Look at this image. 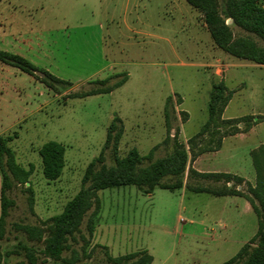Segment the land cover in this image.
<instances>
[{
	"label": "rangeland",
	"instance_id": "1",
	"mask_svg": "<svg viewBox=\"0 0 264 264\" xmlns=\"http://www.w3.org/2000/svg\"><path fill=\"white\" fill-rule=\"evenodd\" d=\"M218 1L222 9L224 0ZM230 28L234 37L262 44L240 27ZM0 51L34 69L29 73L0 61V135L12 138L8 146L16 161L31 168L28 182L9 192L14 205L0 252L17 253L6 264H29L19 244L33 252L36 264H114L110 257L144 249L153 258L150 264H221L242 240L255 235L256 215L244 212L241 198L185 188L145 194L133 185L98 192L101 205L93 233L86 228L91 208L80 232L68 240L62 263L45 258L41 243L18 227L41 225L61 212L78 191L86 165L100 153L114 116L123 123L119 157L131 148L144 155L153 146V158L163 157L172 150L171 140L163 142V107L171 96L169 135L190 151L189 138L205 122L209 92L220 80L232 91L223 116L253 115L261 121L205 153L199 167L254 182L250 152L264 144V65L219 49L185 0H0ZM112 76L127 78L108 93L69 95ZM232 129L211 128L195 149L209 140L215 146L218 136ZM49 140L64 147L62 173L54 181L43 177L38 154ZM106 162H113L110 152ZM184 180L197 186L220 184L189 179L187 172Z\"/></svg>",
	"mask_w": 264,
	"mask_h": 264
},
{
	"label": "trees",
	"instance_id": "2",
	"mask_svg": "<svg viewBox=\"0 0 264 264\" xmlns=\"http://www.w3.org/2000/svg\"><path fill=\"white\" fill-rule=\"evenodd\" d=\"M185 1L198 11L213 43L219 49L236 58L264 65V0H224L222 9L218 0ZM228 19L231 20L230 23H227ZM231 25L254 34L262 44H258L247 36L234 37ZM0 61L17 66L29 73L34 71L22 58L1 51ZM113 78L114 76L96 80L88 89L69 95L85 97L108 93L122 85L127 77L122 76L117 80ZM231 96L232 91L227 89L222 80L212 85L207 103V118L199 131L189 138L190 151H187L176 137L171 138L169 135L172 97L168 96L163 107L167 132L163 142L171 140L172 150L160 158H153V151L157 146H153L144 155L135 148H131L124 156L119 157L117 146L123 133V123L119 117L114 116L107 127L105 142L100 153L86 165L78 191L64 204L61 212L43 221L41 225L21 224L18 227L29 239L41 243V253L45 258L54 263H62L65 261L62 253L70 247L68 240L74 239L75 233L80 232L83 218L91 208L86 228L89 235L93 233L101 205L98 195L101 190L133 185L145 194L151 193L155 188L169 191L185 188L216 196L236 195L249 202L257 218V231L232 257L221 264H264V144H260L250 152L255 171L253 184L232 173L197 172L187 167L188 161L199 154L219 149L223 137L247 132L261 121L253 115L222 118V113ZM218 125L233 127V129L219 135L215 146H210L213 142L209 140V145L195 149L203 136ZM11 139L10 136L0 135V241L5 235L9 209L14 205L9 192L14 186L27 183L31 174V168L26 169L16 161L14 153L8 146ZM107 149L112 154L111 164L106 162V155L109 153ZM38 154L41 159L43 177L47 181L58 179L64 165V147L56 141L49 140L39 147ZM186 172L189 179H207L220 184L216 187L189 185L184 180ZM243 184L246 189H243ZM17 248L25 250L29 264H36V258L28 247L19 244ZM15 251L0 252V264H6L7 258L12 253H17ZM109 259L114 264H150L153 260L145 249ZM67 264H73V261H67Z\"/></svg>",
	"mask_w": 264,
	"mask_h": 264
},
{
	"label": "crops",
	"instance_id": "3",
	"mask_svg": "<svg viewBox=\"0 0 264 264\" xmlns=\"http://www.w3.org/2000/svg\"><path fill=\"white\" fill-rule=\"evenodd\" d=\"M227 104H228V103H227ZM226 106H227V105H226ZM222 118H225V119H226V118H230V117H224V116H223V113H222ZM232 118H234V117H232ZM236 134H237V133H236ZM236 134L228 135V136L223 137L222 140H221V146H222V144H223V142H224V140H225L226 138L231 137V136H234V135H236ZM221 146H220V148H221ZM217 150H218V149H217ZM207 152H209V151H207ZM207 152H203V153L199 154L198 156H196L193 160H189L188 163H187V167L189 166V167L193 168V169H194L195 171H197V172H216V171L205 170V169H202V168L199 167V163H200V161H201V159H202L201 157H202L205 153H207ZM224 172L231 173V172H229V171H224ZM232 174H233V173H232ZM254 179H255V175H254ZM244 180H245V179H244ZM247 182H248V181H247ZM253 183H254V182H253ZM253 183H252V184H253ZM238 188H240V187H238ZM226 196L233 197L232 199H236V198H241V199H243L244 202H242L241 205H242V207H243L245 213H248L249 211L252 210V209H251V206H250V204H249V202H248L245 198H243V197H241V196H236V195H226ZM235 202H236V200H235ZM249 239H250V238H249ZM249 239L242 240V241H241V245H240V247H241L244 243L248 242ZM152 261H153V260H152Z\"/></svg>",
	"mask_w": 264,
	"mask_h": 264
},
{
	"label": "water",
	"instance_id": "4",
	"mask_svg": "<svg viewBox=\"0 0 264 264\" xmlns=\"http://www.w3.org/2000/svg\"><path fill=\"white\" fill-rule=\"evenodd\" d=\"M227 21H231L230 19H228ZM228 23V22H227Z\"/></svg>",
	"mask_w": 264,
	"mask_h": 264
}]
</instances>
